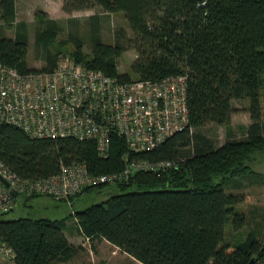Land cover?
<instances>
[{
	"label": "trees",
	"instance_id": "trees-1",
	"mask_svg": "<svg viewBox=\"0 0 264 264\" xmlns=\"http://www.w3.org/2000/svg\"><path fill=\"white\" fill-rule=\"evenodd\" d=\"M61 2L66 14L98 10L86 20L90 55L83 54L84 42L72 30L66 40L54 43L60 23L41 12L33 32L45 66L29 69L28 23L15 20V0H0L4 66L20 74L50 72L57 67L61 47L71 44L70 56L61 57L121 83L185 76L187 126L142 152L132 151L112 132L104 158L94 142L72 137L35 139L3 124L0 162L25 181L48 178L58 174L61 166L75 163L100 176L121 173L128 162L169 163L157 171H136L114 184L86 187L61 202L71 207L69 216L90 243L104 239L139 264H249L253 258H264V242L256 231L240 245L224 242L228 215H233L236 227L246 220L234 209L245 197L226 194L225 189L264 184V175L254 169L264 165V0ZM116 13L124 16L133 37L119 28L114 42L105 43L102 15ZM68 22L75 28L79 23L72 17ZM7 27H13L12 37L3 33ZM129 49L136 54L131 64L135 79L117 71L120 55ZM240 100L248 102L251 123L243 128L242 139L231 138L228 130V139L216 146L202 129L209 124L228 127L237 111L233 102ZM99 196L105 198L96 200ZM75 204L83 207L75 209ZM5 215L0 213V241L13 251V264H65L84 250L67 241V219L6 220Z\"/></svg>",
	"mask_w": 264,
	"mask_h": 264
},
{
	"label": "built area",
	"instance_id": "built-area-1",
	"mask_svg": "<svg viewBox=\"0 0 264 264\" xmlns=\"http://www.w3.org/2000/svg\"><path fill=\"white\" fill-rule=\"evenodd\" d=\"M53 71L20 74L0 61V126H15L35 139L76 138L94 142L108 157L110 133L118 134L132 151L158 147L188 123L186 77L158 82H120L89 70L69 57H60ZM169 163H125L121 173L93 175L86 166H61L58 174L37 181L21 180L0 162V213L14 208L20 195L42 194L69 201L86 187L114 184L138 171H157ZM10 189L17 191L15 198ZM0 257L13 260V251L0 241ZM254 264H264V258Z\"/></svg>",
	"mask_w": 264,
	"mask_h": 264
},
{
	"label": "rangeland",
	"instance_id": "rangeland-1",
	"mask_svg": "<svg viewBox=\"0 0 264 264\" xmlns=\"http://www.w3.org/2000/svg\"><path fill=\"white\" fill-rule=\"evenodd\" d=\"M18 22L25 21L29 26V47L27 55V64L29 69L41 70L45 66V62L41 56L37 53L36 46L34 44V32L37 23V15L41 12L47 13L50 18L56 19L61 26L59 35L54 43L59 44L66 40L68 32H76L78 37L84 42L83 54L90 55V49L87 42L88 27L86 20L88 16L99 13L98 10L92 11H79L72 14H66L62 11L60 0H15ZM76 18L79 23L77 27L69 24V18ZM102 30L101 38L105 43H113L114 32L122 28L125 31L127 37L132 38L133 33L128 28V23L122 14H108L102 15ZM13 27H7L4 30V35L7 37L13 36ZM73 47L71 44L61 47V56H70ZM136 54L131 49L123 52L118 59L117 71L120 75H128L132 79L133 77L131 64L135 61ZM234 107L236 113L232 116L230 125L216 126L213 124L206 125L202 132L214 141L216 146H221L228 139V130L231 132V138L242 139L243 128L247 127L251 122L250 114L248 112V102L246 100L234 101ZM263 119V115L261 117ZM230 128V129H228ZM263 164V163H262ZM256 172L264 175V165L254 166ZM226 194H239L245 197L244 203L236 206L235 212L245 214V223L239 227L235 226L233 215H228L226 224L224 226V242L231 245H240L249 233H257L260 242H264V184L245 186L240 190L225 189ZM104 196L95 198L96 200L104 199ZM83 206L75 204V209H81ZM71 213V207L64 202L57 201L52 197L45 195H36L34 197H27L20 195L18 202L14 205V208L3 217L6 220H14L21 217L29 218H47L50 220L67 219L66 233L71 229L76 228L74 219L69 216ZM81 237V236H80ZM79 237V238H80ZM79 241V240H78ZM83 244L84 250L73 258L71 261L65 264H137L131 261L128 257L120 254L118 251L103 243V242H78L76 245ZM115 250V249H114ZM0 264H13L11 260H4L0 257Z\"/></svg>",
	"mask_w": 264,
	"mask_h": 264
},
{
	"label": "crops",
	"instance_id": "crops-1",
	"mask_svg": "<svg viewBox=\"0 0 264 264\" xmlns=\"http://www.w3.org/2000/svg\"><path fill=\"white\" fill-rule=\"evenodd\" d=\"M61 1V0H60ZM15 4H16V1H15ZM61 4H62V2H61ZM60 4V5H61ZM17 10V9H16ZM74 223L76 224V222L74 221ZM65 230H64V234H65V236H66V238H67V241H69L71 244H73V245H75V246H77L76 244L78 243V242H81V241H83V242H90L89 241V239L88 238H86L82 233H81V231L76 227V228H74V229H71L69 232H67L66 233V228H64ZM81 236V237H80ZM80 237V238H79ZM79 240V241H78ZM97 242V241H96ZM101 242H103V243H105V244H107V245H109L112 249H113V251H118V249L116 248V247H114V246H112V245H110L108 242H106V241H104V239H103V241H101ZM80 245H82L83 246V244H80ZM115 249V250H114ZM120 254H122V255H124V256H126V257H128L131 261H134V263H137L134 259H132L131 257H129V256H127L126 254H123V253H121L120 251H118ZM137 264H139V263H137Z\"/></svg>",
	"mask_w": 264,
	"mask_h": 264
},
{
	"label": "water",
	"instance_id": "water-1",
	"mask_svg": "<svg viewBox=\"0 0 264 264\" xmlns=\"http://www.w3.org/2000/svg\"><path fill=\"white\" fill-rule=\"evenodd\" d=\"M0 182H1L6 188H9V184H8L6 181H4L3 179H1V177H0ZM16 192H17V191H15L14 189H10V194H11L13 197H15V198L18 196V193H16ZM1 214H2V215H5V214H7V211H3V212H1ZM255 261H256V258H253V259L250 260L249 264H254Z\"/></svg>",
	"mask_w": 264,
	"mask_h": 264
}]
</instances>
